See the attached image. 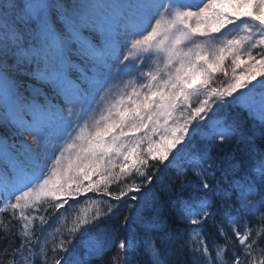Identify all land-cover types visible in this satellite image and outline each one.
I'll list each match as a JSON object with an SVG mask.
<instances>
[{
  "label": "rangeland",
  "instance_id": "1",
  "mask_svg": "<svg viewBox=\"0 0 264 264\" xmlns=\"http://www.w3.org/2000/svg\"><path fill=\"white\" fill-rule=\"evenodd\" d=\"M61 59L90 99L79 122ZM228 103L264 124V0H0V207L103 191L141 155L195 161Z\"/></svg>",
  "mask_w": 264,
  "mask_h": 264
},
{
  "label": "trees",
  "instance_id": "2",
  "mask_svg": "<svg viewBox=\"0 0 264 264\" xmlns=\"http://www.w3.org/2000/svg\"><path fill=\"white\" fill-rule=\"evenodd\" d=\"M217 116L225 138L188 146L198 175L180 155H141L103 191L5 203L0 264H264V124L236 103Z\"/></svg>",
  "mask_w": 264,
  "mask_h": 264
}]
</instances>
